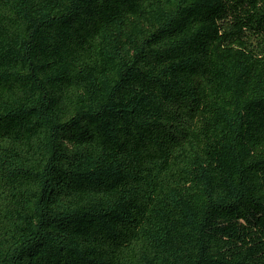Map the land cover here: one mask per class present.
Wrapping results in <instances>:
<instances>
[{"label": "trees", "instance_id": "1", "mask_svg": "<svg viewBox=\"0 0 264 264\" xmlns=\"http://www.w3.org/2000/svg\"><path fill=\"white\" fill-rule=\"evenodd\" d=\"M0 264H264V0H0Z\"/></svg>", "mask_w": 264, "mask_h": 264}]
</instances>
